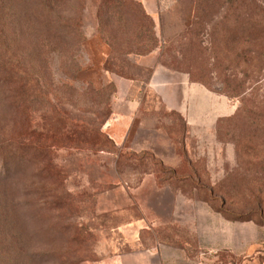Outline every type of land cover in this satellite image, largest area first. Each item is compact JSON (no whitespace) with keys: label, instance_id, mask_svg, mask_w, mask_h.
Listing matches in <instances>:
<instances>
[{"label":"rangeland","instance_id":"obj_1","mask_svg":"<svg viewBox=\"0 0 264 264\" xmlns=\"http://www.w3.org/2000/svg\"><path fill=\"white\" fill-rule=\"evenodd\" d=\"M139 121L176 180L126 142ZM162 185L189 204L169 230L264 264V0H0V264H96L116 227L170 217Z\"/></svg>","mask_w":264,"mask_h":264},{"label":"crops","instance_id":"obj_2","mask_svg":"<svg viewBox=\"0 0 264 264\" xmlns=\"http://www.w3.org/2000/svg\"><path fill=\"white\" fill-rule=\"evenodd\" d=\"M156 75L157 71L154 72V77ZM134 100L138 102L135 97ZM139 105L140 103L129 105L132 109V113L134 110L140 108ZM168 110L180 113L182 109L171 104L168 106ZM119 116H117L112 123L110 122L113 127H118L116 123L119 121ZM135 123L136 122H133L132 124V122H130L128 125L124 126L127 128L124 131L126 142L129 140L131 141L130 147L132 151L142 152L149 150L161 160L163 164L171 169H177L179 162H174L173 159L177 157L180 161L182 155L172 151V142L160 137L157 140H153V142L150 139L137 141L138 138L142 139L145 134L146 136L152 134L154 137L157 135L158 131L152 128L149 129L148 126L141 121H139L137 125ZM116 128L113 134H110V137L118 143L121 137L117 135ZM186 139L189 140L190 137L188 136ZM185 157L188 158V160H192V153L190 150H186ZM179 188L180 187L174 185L157 186L156 193L152 195L151 199L157 201L156 203L161 202L160 204H162V206L170 207L172 210V214L168 215L170 217H164L159 214L154 220H151V225L145 219H140L116 227L112 234L116 235L118 239L109 250L108 257L99 259L96 264H216L211 261L210 256L203 250L206 246L204 229H199L198 238H190L188 233L179 234L173 230H169V228L172 227L170 224L173 222H184L181 220L177 208L179 206L189 205L183 200L185 196L174 193L175 190L179 191ZM154 204L155 203H148L147 206L150 205V207H152ZM202 205H205V203H202ZM193 206H199V204L195 203ZM161 227L165 229L160 230ZM154 228L157 231H155Z\"/></svg>","mask_w":264,"mask_h":264},{"label":"trees","instance_id":"obj_3","mask_svg":"<svg viewBox=\"0 0 264 264\" xmlns=\"http://www.w3.org/2000/svg\"><path fill=\"white\" fill-rule=\"evenodd\" d=\"M253 1V0H252ZM224 92H226L227 93V86H226V84L224 85V87H223V89H222ZM237 94H235V96H238V97H240L241 96V94L240 93H238V92H236ZM240 108H237V111L239 110ZM236 111V112H237ZM240 111V110H239ZM239 111L237 112V113H233V114H231V115H226V116H223V117H221L220 119H219V123H226V124H229V123H235V122H237V121H239L240 119V114H239ZM171 113H175V111H170ZM240 113H241V111H240ZM224 121V122H223ZM231 137V136H230ZM232 138V137H231ZM233 141H235V143H239V141L237 142L236 140H233ZM241 142V141H240ZM239 147V146H238ZM241 148V147H240ZM243 150V149H242ZM190 165V167H191V163H189ZM175 170H177V169H171V168H167V170H166V172H169L170 173V180L171 181H174V180H176L177 178L176 177H174V175H175ZM174 174V175H173ZM192 174H195V171H193L192 172ZM179 180H181V179H179ZM169 183H172V182H169ZM195 188V190H196V186H194ZM200 190L201 189H203V187H200L199 188ZM179 190L181 191V188H179ZM198 190V189H197ZM196 190V191H197ZM212 192V191H211ZM210 199V201H212L213 199L210 197L209 198Z\"/></svg>","mask_w":264,"mask_h":264}]
</instances>
